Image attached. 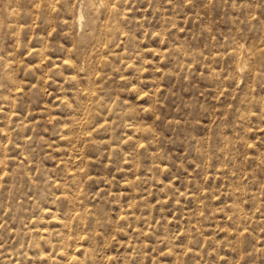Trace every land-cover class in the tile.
Wrapping results in <instances>:
<instances>
[{
	"label": "rangeland",
	"instance_id": "1",
	"mask_svg": "<svg viewBox=\"0 0 264 264\" xmlns=\"http://www.w3.org/2000/svg\"><path fill=\"white\" fill-rule=\"evenodd\" d=\"M0 264H264V0H0Z\"/></svg>",
	"mask_w": 264,
	"mask_h": 264
}]
</instances>
